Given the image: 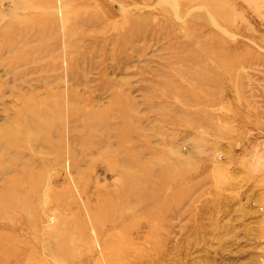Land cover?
<instances>
[{
	"label": "rangeland",
	"instance_id": "rangeland-1",
	"mask_svg": "<svg viewBox=\"0 0 264 264\" xmlns=\"http://www.w3.org/2000/svg\"><path fill=\"white\" fill-rule=\"evenodd\" d=\"M0 264H264V0H0Z\"/></svg>",
	"mask_w": 264,
	"mask_h": 264
}]
</instances>
